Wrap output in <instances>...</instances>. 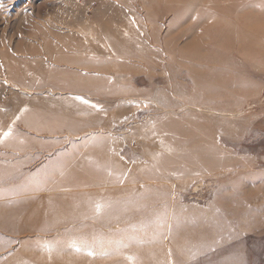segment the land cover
Returning a JSON list of instances; mask_svg holds the SVG:
<instances>
[{"label": "rangeland", "instance_id": "obj_1", "mask_svg": "<svg viewBox=\"0 0 264 264\" xmlns=\"http://www.w3.org/2000/svg\"><path fill=\"white\" fill-rule=\"evenodd\" d=\"M0 5V264H264V0Z\"/></svg>", "mask_w": 264, "mask_h": 264}, {"label": "bare ground", "instance_id": "obj_2", "mask_svg": "<svg viewBox=\"0 0 264 264\" xmlns=\"http://www.w3.org/2000/svg\"><path fill=\"white\" fill-rule=\"evenodd\" d=\"M76 168L77 167H75L74 169L73 168L72 169H69L71 172H69L68 170L67 171H64V173H66V174H69L70 173L69 175H77V174L81 173V171L79 170L80 168L84 171V173H89L91 166H86L85 168L80 167L79 169H76ZM85 171H88V172H85ZM77 179H79V178H77ZM80 180H82V181H78V182L73 183L72 185H69V186H74V187L79 186L77 188H86L88 190L91 189L92 186H90L89 183H85L83 178H80ZM74 187H72V188H74Z\"/></svg>", "mask_w": 264, "mask_h": 264}, {"label": "snow or ice", "instance_id": "obj_3", "mask_svg": "<svg viewBox=\"0 0 264 264\" xmlns=\"http://www.w3.org/2000/svg\"><path fill=\"white\" fill-rule=\"evenodd\" d=\"M0 6H2V5H0ZM77 99H80L83 103H85V104H87V103H89L87 100H84L82 97H77ZM93 107H95L94 105H93ZM19 117H17V119H18ZM12 135V130H11V128H9V130L8 131H6V132H4L2 135H0V142H2L4 139H6V138H8L9 136H11ZM92 253H89V255H91Z\"/></svg>", "mask_w": 264, "mask_h": 264}]
</instances>
